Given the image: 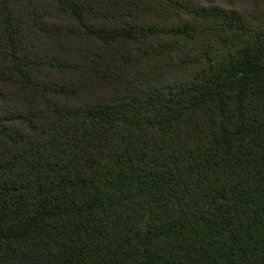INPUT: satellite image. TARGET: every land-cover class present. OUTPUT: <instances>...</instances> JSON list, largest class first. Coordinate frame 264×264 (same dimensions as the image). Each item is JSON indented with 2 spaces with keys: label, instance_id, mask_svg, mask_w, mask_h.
<instances>
[{
  "label": "trees",
  "instance_id": "16d2710c",
  "mask_svg": "<svg viewBox=\"0 0 264 264\" xmlns=\"http://www.w3.org/2000/svg\"><path fill=\"white\" fill-rule=\"evenodd\" d=\"M0 264H264V0H0Z\"/></svg>",
  "mask_w": 264,
  "mask_h": 264
}]
</instances>
